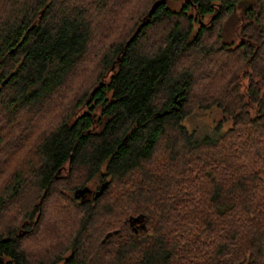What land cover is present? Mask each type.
I'll return each mask as SVG.
<instances>
[{"label":"trees","instance_id":"16d2710c","mask_svg":"<svg viewBox=\"0 0 264 264\" xmlns=\"http://www.w3.org/2000/svg\"><path fill=\"white\" fill-rule=\"evenodd\" d=\"M0 264H264V0H0Z\"/></svg>","mask_w":264,"mask_h":264},{"label":"rangeland","instance_id":"374dc122","mask_svg":"<svg viewBox=\"0 0 264 264\" xmlns=\"http://www.w3.org/2000/svg\"><path fill=\"white\" fill-rule=\"evenodd\" d=\"M184 1L185 0H165V2L171 8H174V9H179ZM127 8H129V7H127ZM126 10L127 9L124 10V15H122L123 17L120 18V19H118V20H120V23H123L124 21H126V23L129 22L130 26H132V24H134L136 18L140 14V13L138 14V11L139 10L134 9V11L131 10L129 13H127ZM116 30L117 29H115V31L113 32L114 36L113 35L112 36H109V38H107L104 41V43L110 44L109 43L110 40H112L117 35V34H115L117 32ZM123 36L124 35H122V37ZM94 40L97 41V38H95ZM95 43L96 42H94L93 45H92V50H91L92 53L89 54L90 56H89L87 62L84 65L79 66V69H78L79 71L76 72V74H74L73 77L71 76L72 79H70L67 87L66 88L64 87L65 88V93L67 91L68 92L66 94L64 93L61 98H63V96H64L65 101L64 102H61L60 101L61 100L60 96H56V97L54 96L47 103V105H46L47 108H46L45 111H47V115L48 116H49V111L51 109L53 111V114H55L57 112V110H58L55 107H54V110H53V106L49 107L50 105H52L50 103L53 100L57 99L58 102L59 101L61 102L62 106H61V108H59L58 111H59V113H65V111H64L65 109L63 110V108L65 107V105L68 104V106H69L71 100H73L77 95L82 94L83 91L81 89H79V87H82L81 84H85V80L89 78L88 75H87V73L89 72L88 69L91 70V68L96 67L95 65H97V66L99 65V63H100V56L102 55V53L104 51L101 48V46H97V47L94 46ZM103 46H105V45H103ZM91 65H92V67H91ZM96 75L97 74H95V76ZM77 80H78V82H77ZM75 81L77 82L76 85L72 84ZM48 107H49V109H48ZM218 120H221L223 122V126H224L225 129L228 128L231 125V123H232V119L226 113H224L220 108H218L216 106H213L211 109H208V110H200V109L195 110L192 114H190L187 117H185L183 123L189 129H193L196 126H201V125H204V124H211L212 122L214 123V122H216ZM88 186L90 187V189L93 192L96 190V186L93 183H89ZM89 197H92V195H89L86 198H89ZM79 198H81V197H79Z\"/></svg>","mask_w":264,"mask_h":264},{"label":"water","instance_id":"95a60500","mask_svg":"<svg viewBox=\"0 0 264 264\" xmlns=\"http://www.w3.org/2000/svg\"><path fill=\"white\" fill-rule=\"evenodd\" d=\"M154 7V6H153ZM153 9H151L150 11H152ZM170 110H165L164 112H163V114H166V113H168ZM106 185L107 184H103V186L101 187V189H100V192L99 193H96V195H99L100 193H101V191L106 187ZM87 187H85V188H83V189H77L76 190V192H75V196L76 197H80L87 189H86ZM136 218H138V217H136ZM111 235V233H108L106 236H105V239L107 238V237H109ZM104 239V240H105Z\"/></svg>","mask_w":264,"mask_h":264},{"label":"flooded vegetation","instance_id":"af4514ba","mask_svg":"<svg viewBox=\"0 0 264 264\" xmlns=\"http://www.w3.org/2000/svg\"><path fill=\"white\" fill-rule=\"evenodd\" d=\"M86 189H87V190H86V191L80 196L82 200H83L85 197H87V196H89V195H92V193H93V191H92L89 187H87Z\"/></svg>","mask_w":264,"mask_h":264}]
</instances>
